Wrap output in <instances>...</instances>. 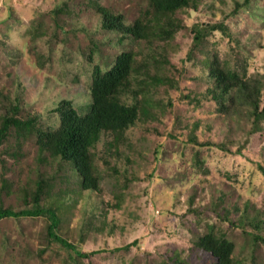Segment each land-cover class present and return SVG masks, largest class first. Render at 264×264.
<instances>
[{
    "label": "rangeland",
    "instance_id": "374dc122",
    "mask_svg": "<svg viewBox=\"0 0 264 264\" xmlns=\"http://www.w3.org/2000/svg\"><path fill=\"white\" fill-rule=\"evenodd\" d=\"M196 3L151 47L104 28L98 11L131 24L148 0H0V127L9 116L34 120L0 141V205L33 209L39 193L59 214L56 232L95 252L80 257L52 239L48 215L13 216L0 220V264H212L197 245L210 226L241 264H264V122L250 136L251 121L209 96L215 55L248 78L264 74V0ZM217 23L226 31L196 46L195 25ZM123 51L161 81L133 80L137 98L122 96L140 105L139 120L118 138L102 134L92 149L100 190H87L70 162L40 150L37 131L59 127L65 99L89 112L95 68L110 69Z\"/></svg>",
    "mask_w": 264,
    "mask_h": 264
},
{
    "label": "trees",
    "instance_id": "16d2710c",
    "mask_svg": "<svg viewBox=\"0 0 264 264\" xmlns=\"http://www.w3.org/2000/svg\"><path fill=\"white\" fill-rule=\"evenodd\" d=\"M251 0H245L249 3ZM197 8L196 0H148L147 7L141 11L131 24L126 22L121 13H114L109 8L100 6L98 11L102 17L104 28L132 36L138 41H145L151 47L158 39L172 38L181 28V22L175 18L178 11ZM206 28L195 25V45L202 43L208 32L220 29L226 31L224 23L208 24ZM156 58L153 55L150 59ZM156 61V60H155ZM210 75L212 86L209 96L217 103L218 110L227 114L245 116L251 121L248 134L251 136L264 122V74L259 78H248L238 70L224 66L217 55L211 60ZM143 78H139L140 75ZM151 79V80H150ZM133 80L147 86L148 82H159L157 75L150 74V63H139L134 51H123L115 59L113 66L103 71L97 66L90 88L91 105L85 115H80L73 101L63 100L56 108L60 114V125L56 129H38V144L42 152L49 151L53 157L70 162L81 177V184L87 190H100V180L96 173L92 149L97 146L103 133H111L118 138L140 117V105L128 104L122 96L132 89ZM134 98L138 91L131 90ZM1 94V91H0ZM33 119L21 121L16 117H6L0 127V141L6 136L7 130L13 125H33ZM224 148V147H223ZM242 153V148L237 150ZM264 174V166L259 164ZM41 189V187H40ZM41 191V190H40ZM35 200V208L15 211L10 207L0 205V220L6 217L48 215L51 224L48 227L49 236L63 246L71 248L78 256L87 257L92 253H83L75 245L56 232L60 217L53 207L40 206L39 193ZM198 238L197 245L210 253L215 262L212 264H241L235 257V244L222 233H215L214 226Z\"/></svg>",
    "mask_w": 264,
    "mask_h": 264
}]
</instances>
